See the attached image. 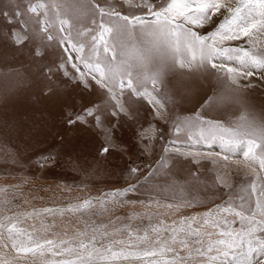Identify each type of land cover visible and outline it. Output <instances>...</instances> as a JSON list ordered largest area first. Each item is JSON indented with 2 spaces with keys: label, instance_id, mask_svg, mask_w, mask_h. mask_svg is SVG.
I'll use <instances>...</instances> for the list:
<instances>
[{
  "label": "snow or ice",
  "instance_id": "obj_1",
  "mask_svg": "<svg viewBox=\"0 0 264 264\" xmlns=\"http://www.w3.org/2000/svg\"><path fill=\"white\" fill-rule=\"evenodd\" d=\"M125 3L130 14L97 0H56L52 4L30 0L27 12L35 23L25 20L23 27L10 30L2 38L5 48L26 51L33 61L43 63L56 56V60L46 65L48 72L68 78L65 83L75 84L71 91L65 92L49 88L47 95L63 110L64 125L93 132L100 130L106 141L99 149L100 155L127 152L117 142L116 129L128 121H110L109 126H104L101 107L84 101L83 90L90 89L93 83L108 97L103 110L111 107L113 118L122 114L133 120L136 113L131 105L138 101H146L152 106V114L163 119L165 106L154 93L163 86L170 71L180 74L174 83L176 91L186 90L184 70L212 71L224 83L226 90L213 93L202 108L240 103L232 93L254 86L253 80L264 85V50H256L257 41L264 38V0H236L235 4L232 0H169L161 5L152 0H141L135 5L133 0ZM133 8L150 13L151 19L136 14ZM4 15L7 19V14ZM206 27L212 29L206 34L194 30ZM232 41H243L245 46H233ZM76 86L82 88L79 96L74 95ZM125 95L126 100L122 99ZM204 124L209 126L205 128ZM234 124V127L212 124L203 121L199 114L195 119L178 120L173 129L177 139L183 132L194 144L204 142L211 147L218 143L221 152L194 154L168 147L164 151L173 154L169 158L214 155L217 161H223L225 169L230 165L245 169L251 179L241 189L246 195L239 197L238 205L226 202L199 218L181 215L171 223L158 218L164 213L148 211L144 213L149 220L147 227L121 223L120 216L109 219L108 223L83 219L111 216L117 207L132 203L124 198L137 190V184H129L96 198L95 202L84 199L68 205L67 209L41 210L53 217H64L65 212L80 213L82 228L72 226L70 233L69 224L61 223L60 231H52L56 227L53 220L51 225H43L41 221V228L33 226L29 231L18 225L28 217H39L41 212L16 211L12 202L17 195H23L22 186H0V264H264V175H261L264 122L250 120L245 115ZM156 131L149 126L138 135L150 141ZM194 133L198 134L194 136ZM62 157L60 152H49L41 154L37 163L41 169L54 170L64 165ZM167 163L162 157L159 167L148 176L159 173ZM140 171L139 167H130L129 178ZM257 179L261 181L259 186ZM216 181L229 186L219 174ZM172 187L175 189L176 185ZM198 202V197H180L171 203L160 200L152 203L157 209L180 212ZM146 207L151 209L152 204ZM139 215L133 213L128 219L131 221ZM154 219L156 223H152ZM237 220L238 230L232 227Z\"/></svg>",
  "mask_w": 264,
  "mask_h": 264
},
{
  "label": "rangeland",
  "instance_id": "obj_2",
  "mask_svg": "<svg viewBox=\"0 0 264 264\" xmlns=\"http://www.w3.org/2000/svg\"><path fill=\"white\" fill-rule=\"evenodd\" d=\"M29 2L30 0H0V186L16 184L22 186L23 195H17L12 202V207L16 211L41 212L39 217H28L18 226L30 231L33 226L41 228V221L43 225H51L55 220L56 227L52 228V231H60L59 225L67 223L71 233L72 226L83 227V223L78 219L80 213L65 212L64 217L59 215L53 217L41 210L67 209L68 205L82 202L84 199H92L95 202L96 198H101L115 189L126 188L129 184H137V190L129 192L124 198L132 203L117 207L111 216L103 214L90 218L85 216L83 219L108 223L109 219L114 220L115 216H120L121 223H131L133 227L136 225L147 227L149 220L144 213L148 211L164 213L158 218L171 223L172 220H179L181 215L199 218L216 205H224L226 202L238 205L241 202L239 197L246 195L241 189L247 187L251 179L246 175L245 169L237 168L235 165L225 169L223 161H217L214 155L195 159L193 156L169 158L173 154L165 153L164 149L180 148L184 152L191 151L194 154L221 152L218 143L211 147L204 142L194 144L183 132L179 134L180 139H177V134L173 130L174 125L178 120L182 121L189 117L195 119L197 114L203 121L224 126L234 127V122L245 115L250 120L264 122V85L253 80L254 86L232 93L238 96L240 103L202 108L201 105L213 93L226 90L224 83L218 81L212 71L184 70V76L187 77L183 81L186 90L176 91L174 83L180 78V74L170 71L163 86L154 93L165 106L163 119L152 114V106L146 101H138L131 105L132 112L136 113L133 120L122 114L113 118L111 107L103 110L102 106L108 97L104 90L93 83L90 89L83 90L84 101L85 103L91 101L97 107H101V120L104 126H109L110 121L114 123L120 120L128 121L123 127L116 129L117 142L121 149H127V152L123 155L113 152L107 157L102 156L99 149L106 141L100 130L95 129L93 132L64 125L63 110L47 95L49 88H58L65 92L71 91L75 84L65 83L68 78L62 75L53 76L48 72L46 65L56 60V56H50L41 63L33 61L26 51L18 52L12 48H5L2 43L3 36L10 30L23 27L25 20H28L29 24L35 23L34 19L30 18L31 14L27 12ZM32 2L39 3L41 0ZM43 2L52 4L56 0ZM97 2L105 6L112 5L117 11L130 14L129 5L125 0ZM167 2L169 0H152L156 5ZM232 2L235 4L236 0ZM139 3L141 0H133V5ZM132 11L151 19L150 13L146 11L142 12L137 8H133ZM96 19L99 22V17ZM194 30L206 34L212 29L206 27ZM230 43L233 46H245L243 41ZM256 50H264V38L257 41ZM232 63L234 65V62ZM81 91L82 88L76 86L74 95L79 96ZM122 99L126 100L127 95ZM129 123L132 127H129ZM149 126L157 130L154 138L150 141L141 139L138 133H144ZM208 126L203 125L205 128ZM196 134L198 133H194V136ZM49 152L62 153L64 165L54 170L41 169L37 161L41 154L47 155ZM162 157L167 159V167L154 176H148L159 167ZM133 166L139 167L141 171L137 176L129 178L128 169ZM217 174L227 182L228 187L218 184ZM260 183L261 181L257 179L258 186ZM173 184L176 185L175 189L172 187ZM180 197L188 199L198 197L199 202L193 208H183L180 212L157 209L152 203L154 200L171 203L174 198ZM25 199L27 203L24 202ZM149 204H152L151 209L146 207ZM133 213L140 215L129 221L128 217ZM8 215H12V212ZM152 223H156V220L154 219ZM232 227L238 230L239 221L237 220Z\"/></svg>",
  "mask_w": 264,
  "mask_h": 264
}]
</instances>
